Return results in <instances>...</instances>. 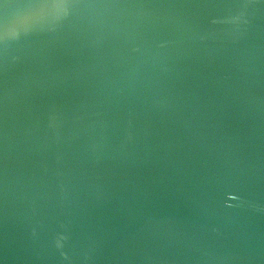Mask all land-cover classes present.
<instances>
[{
  "label": "water",
  "instance_id": "1",
  "mask_svg": "<svg viewBox=\"0 0 264 264\" xmlns=\"http://www.w3.org/2000/svg\"><path fill=\"white\" fill-rule=\"evenodd\" d=\"M0 0V264H264V0Z\"/></svg>",
  "mask_w": 264,
  "mask_h": 264
},
{
  "label": "snow or ice",
  "instance_id": "2",
  "mask_svg": "<svg viewBox=\"0 0 264 264\" xmlns=\"http://www.w3.org/2000/svg\"><path fill=\"white\" fill-rule=\"evenodd\" d=\"M20 8L24 9V19L52 16L65 7L64 0H17ZM14 34V29L0 25V39Z\"/></svg>",
  "mask_w": 264,
  "mask_h": 264
}]
</instances>
